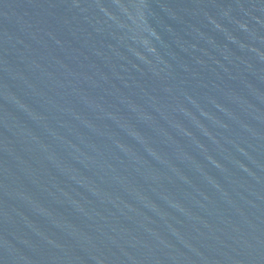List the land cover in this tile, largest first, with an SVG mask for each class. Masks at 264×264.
Masks as SVG:
<instances>
[{
	"label": "water",
	"instance_id": "95a60500",
	"mask_svg": "<svg viewBox=\"0 0 264 264\" xmlns=\"http://www.w3.org/2000/svg\"><path fill=\"white\" fill-rule=\"evenodd\" d=\"M0 264H264V0H0Z\"/></svg>",
	"mask_w": 264,
	"mask_h": 264
}]
</instances>
